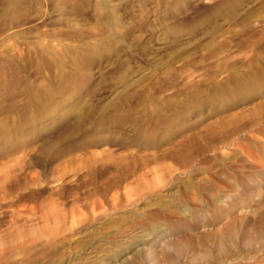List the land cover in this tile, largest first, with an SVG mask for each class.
<instances>
[{
	"label": "rangeland",
	"instance_id": "374dc122",
	"mask_svg": "<svg viewBox=\"0 0 264 264\" xmlns=\"http://www.w3.org/2000/svg\"><path fill=\"white\" fill-rule=\"evenodd\" d=\"M9 1L0 0V169L14 175L0 193V235L53 223L54 207L62 226L51 246L29 258L16 247L6 264H164L175 237L188 244L179 264H196L200 237L264 211V0ZM103 33L112 47L89 56V81L68 102L59 77L77 69L71 51ZM33 93L52 107L43 116ZM182 147L189 164L172 157ZM127 156L149 163L143 176L127 170L137 194L93 210L86 195L106 192ZM220 167L230 181L217 178L215 201L202 200L198 184ZM259 169L253 185L237 183ZM232 251L222 264H264V246Z\"/></svg>",
	"mask_w": 264,
	"mask_h": 264
},
{
	"label": "bare ground",
	"instance_id": "6f19581e",
	"mask_svg": "<svg viewBox=\"0 0 264 264\" xmlns=\"http://www.w3.org/2000/svg\"><path fill=\"white\" fill-rule=\"evenodd\" d=\"M5 2L7 3V6H8V4H9L8 2H10V1L5 0ZM149 17L150 16H148V15L145 17L146 21L150 19ZM104 34H106V35H104ZM107 34L108 33H103V34H100V36H96L98 38H96L95 41L92 42V44L90 46L84 47L83 48L84 51H79V52H77L75 50L71 51L72 55L70 56V62H72L71 64H73V63H74V65L76 64L77 69H75V71L69 75L63 74L62 73L63 71H62L60 74V77H59V80L61 82H63L65 85H66V83L68 85L69 84L71 85V88H72L71 90L73 91V93L70 96H68V99L66 98L68 102L72 101L76 96H78L80 93V90H82L87 85V83L89 81L90 74L88 72V68L86 67V65L89 63L87 61L89 56L99 55L103 51L110 49L112 47V45H110V43L112 42L111 34H109V35H107ZM41 53H39L38 55L40 56ZM41 55L43 56L44 54L42 53ZM45 58L46 57H44L43 59H45ZM61 58H62L61 56L56 57V59L53 61V64H55L60 70H64L65 63L62 60L63 58L62 59ZM45 60H47V59H45ZM31 97H32V101L35 104L38 115L43 116L46 112H48L52 109V107L47 106L45 104L46 102L43 101V98L39 97L37 94L33 93ZM101 120L103 121V123H106V124H109V122L113 124L115 122L112 117L101 118ZM107 121H109V122H107ZM79 123L83 127V125L86 123L85 116L81 117V119L79 120ZM137 128L139 129V131H140V129L145 131L141 127L140 128L137 127ZM224 129H225V126H224ZM182 148H181L180 152L175 151L174 154L172 155V157H175V159L177 158L176 160L179 159L180 161L182 160L184 163L189 164L192 161L193 156H192L191 152H187L188 149L186 147H184L183 149ZM176 150H178V149H176ZM170 154H172V152ZM133 160L138 161L140 159L136 160V158L132 159L131 157L128 158V156H127V158H124V159L122 158V159L116 160L114 163L116 165L115 167H117V169H115L116 174L113 173L111 176L109 175V178L107 179L108 181H106V179H105V181L107 182V183L106 182L105 183L108 184L107 191L106 192L93 191V192H89L86 195V200L90 204V206L93 210H96L97 208H102V207L105 208L107 206L108 200H110L113 203V205L116 206L119 204V202L123 198H126L128 200L133 199V197L137 193L126 189L125 185H124L125 182L127 181V178L129 179V176H130L129 174H128V176L126 175V173L128 172L127 170L129 168L130 169L134 168L133 172H135V175L140 174L143 176L144 170H146L149 167V163L148 164L141 163L142 166L138 167V165H137L136 167H133L134 166L133 164L136 163ZM107 161H106V163H107ZM142 161H144V159ZM109 162H108V166L110 164ZM104 165H105V163H104ZM108 166L106 168H109ZM111 166H112V164H111ZM168 166H170L169 167L170 170L173 171V169H172L173 166H171L170 164H167V167ZM92 167L93 166L91 164V168ZM214 169H215V167H214ZM133 172H131V175ZM261 173H262L261 169H259L257 171L253 170L252 173L249 175V177L248 176L247 177L241 176L240 178H238L237 183H242L245 180H247V182L248 181L251 182L249 184L253 185L254 182L256 181L257 176ZM109 174H110V172H109ZM13 175H14V173H13ZM13 175L10 172V170L8 169V167L0 169V193L2 195L7 194L9 192L8 183H10V180H12ZM222 175H225V180L230 181V177L226 175V172H224L223 167H220L216 170V172H213L212 175L206 176L207 177L206 181H202L200 184H198L197 188L199 189L198 191L201 195L202 200L207 199L209 197L210 201H215V195L212 196L213 192L214 191L218 192L219 188H223V186H224V183H221L217 179V178L221 177ZM134 176H133V178H134ZM14 178L18 181V184L21 182V176L16 175ZM161 182H162V179L161 180L158 179V185H160ZM231 182L236 184V180L231 181ZM233 186H234V184H233ZM142 187H145V189L148 190L149 192H154L157 189V188H155V187H157L156 185L150 186L147 181L143 184ZM95 188H96V186H95ZM102 189H104L103 185H102ZM93 190H94V188H93ZM202 190L206 191L205 193H207V196L205 193L203 195L201 194ZM210 196H212V197H210ZM159 206L161 208V209H159V212L163 211L164 207H162L160 204H159ZM185 211H186L187 215L194 217V215L199 211V209H197L196 207H190L189 209H186ZM52 213L53 214L51 216L53 217L52 218L53 223L49 222V221H47L46 223L44 222L40 226L39 230H36L35 228H33L32 230H30L31 233L19 232L15 236L13 234H11L9 236L0 235V264L8 263L9 255H10L11 251L14 250L16 247L22 248L23 252L25 253V255H24L25 258H29V257L34 255V253H35L34 250L39 251V250H43V249L51 246L53 244L52 239H54V237L58 234V231H59V229H61V226H62V224H61L62 216L60 215V213L58 212V210L55 207H54V209H52ZM151 213H153V212L151 211ZM143 215L145 216V218L147 220H153V219H151L150 212H146L145 214L143 213ZM155 215H157V214H155ZM18 216L19 215H17L16 217H18ZM14 221L15 220L13 218L11 220V222L9 223L10 224L9 228H14V225L17 224V222L14 223ZM44 238H47V239H44ZM195 244L197 245L196 250H195L196 251L195 252V254H196L195 258L197 260L196 264H219V263L222 264V262L226 259L228 260L229 255L232 252H234V251H232V249L240 246V244H243L244 246H247V247H251L252 245L257 244L259 247L260 246L263 247L264 246V211H262L258 215L256 220L253 222H247V223L243 224V221H241V220L235 221V222L231 223L227 227V229L220 230L217 233L205 234L204 236L200 237L198 240V243H195ZM187 245H186V241L184 239H182L181 237L171 238L168 241V244L165 248V263L164 264H179V256L181 253L184 252V249L186 248ZM14 264H18V262L14 261Z\"/></svg>",
	"mask_w": 264,
	"mask_h": 264
}]
</instances>
